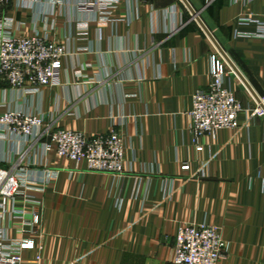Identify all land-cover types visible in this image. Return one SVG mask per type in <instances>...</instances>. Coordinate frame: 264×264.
I'll list each match as a JSON object with an SVG mask.
<instances>
[{
	"label": "crops",
	"instance_id": "crops-1",
	"mask_svg": "<svg viewBox=\"0 0 264 264\" xmlns=\"http://www.w3.org/2000/svg\"><path fill=\"white\" fill-rule=\"evenodd\" d=\"M96 0H11L2 17L14 36L38 33L66 47L60 82L37 91L0 83V115L43 118V130L87 135L115 127L125 138L119 173L87 169L45 141L0 129V167L34 187L8 203L0 229L34 241V264H174L184 224L221 230L218 264H264V115L182 0H122L101 13ZM255 92L264 97V0H189ZM217 60L244 105L239 129L200 139L191 132L193 97L212 82ZM189 169H183L184 165ZM38 212L22 233L14 208Z\"/></svg>",
	"mask_w": 264,
	"mask_h": 264
},
{
	"label": "built area",
	"instance_id": "built-area-1",
	"mask_svg": "<svg viewBox=\"0 0 264 264\" xmlns=\"http://www.w3.org/2000/svg\"><path fill=\"white\" fill-rule=\"evenodd\" d=\"M121 1L96 0L85 5L97 7L101 13H107ZM10 2L11 0H0V83H7L13 89L32 92L58 84L63 58L67 52L65 45L38 33L28 36L10 34L7 28L11 24L2 17ZM255 22L256 35L264 37V14ZM226 70V64L217 60L211 84L207 89L198 90L193 97V108L189 116L191 132L199 151L203 149L200 139L205 135H215L222 129L237 130L240 126L239 116L244 105L234 90L227 86ZM262 100L264 102V97ZM256 113L264 115V110L259 106ZM43 125V118L22 111L8 110L0 115V129L4 132L36 141L46 138V151L56 150L60 156L76 163L85 162L90 171L119 173L123 170L125 138L115 127L108 134L90 136L69 129L43 130ZM189 167L187 164L183 169ZM33 189L28 185L23 172L0 167V219L7 218L9 201L19 196H23L25 203L38 205L39 201L27 193ZM12 214L22 222L20 231L23 234L35 231L40 222L38 212L30 213L24 207L14 208ZM34 246V241L26 238L12 239L0 229V264H26L23 252ZM228 251L229 245L218 227L184 224L177 233L174 264H218L227 256ZM40 259L41 255H37L34 264H38Z\"/></svg>",
	"mask_w": 264,
	"mask_h": 264
},
{
	"label": "water",
	"instance_id": "water-1",
	"mask_svg": "<svg viewBox=\"0 0 264 264\" xmlns=\"http://www.w3.org/2000/svg\"><path fill=\"white\" fill-rule=\"evenodd\" d=\"M185 5L188 7L190 12L192 13L193 18L200 24L202 29L205 31V33L208 35V37L212 40V42L215 44L221 55L224 57V59L227 61V63L231 66V68L235 71V73L239 76V78L243 81V83L247 86V88L250 90V92L254 95V97L257 99L259 106L264 110V102L262 98L255 92L249 81L245 78V76L242 74V72L239 70V68L236 66V64L233 62V60L229 57V55L226 53V51L222 48V46L219 44L217 39L214 37L210 29L207 27V25L204 23L200 16V12L194 9V7L191 5L189 0H182Z\"/></svg>",
	"mask_w": 264,
	"mask_h": 264
}]
</instances>
